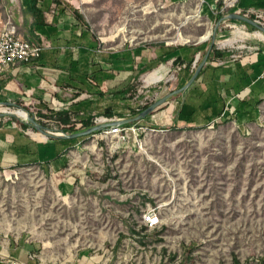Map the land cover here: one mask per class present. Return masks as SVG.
I'll use <instances>...</instances> for the list:
<instances>
[{"label": "rangeland", "instance_id": "rangeland-1", "mask_svg": "<svg viewBox=\"0 0 264 264\" xmlns=\"http://www.w3.org/2000/svg\"><path fill=\"white\" fill-rule=\"evenodd\" d=\"M60 1L101 48L199 47L191 52V69L214 31L211 55L219 50L250 62L264 48L263 32L236 20L219 24L229 13L219 14L204 0ZM229 2L220 0L222 8ZM6 11L20 18L21 0H0V13ZM178 67L172 61L163 65L165 83H135L126 97L129 106L141 109L178 89ZM256 105L255 116L241 121L222 118L194 128L141 121L124 138L108 129L81 137L61 171L38 164L1 170L0 227L33 245L31 264H261L264 99ZM20 109L45 128L69 134L33 106H0V113ZM7 118L29 125L16 115L0 120ZM73 123L85 130L81 121ZM61 184L68 187L64 193Z\"/></svg>", "mask_w": 264, "mask_h": 264}, {"label": "crops", "instance_id": "crops-1", "mask_svg": "<svg viewBox=\"0 0 264 264\" xmlns=\"http://www.w3.org/2000/svg\"><path fill=\"white\" fill-rule=\"evenodd\" d=\"M204 1L211 9H216V0ZM40 6L44 25L33 26V16L24 10L20 18L15 17V22L24 39L42 44V55L33 63H17L0 74V106H33L41 114H48L50 110L67 111L73 120L79 121L97 117L130 118L139 108L127 103L129 93L124 92L128 87L133 88L137 82H142L143 87L165 83L163 65L174 62L177 56L183 62L177 64L181 72L178 89L195 71L186 68V62L190 61L192 51H200L197 46L161 49L129 44L113 50L101 48L89 27L65 2L41 0ZM224 9L227 13L244 14L253 9L264 14V0H232L230 5L221 7L219 13L223 14ZM219 52L218 55L210 53L191 86L143 121L163 128H194L217 123L222 118L232 117L238 121L253 118L256 104L264 99V80L260 79L264 48L253 53L250 62ZM170 57L173 58L169 60ZM108 113L113 117H108ZM42 137L23 124L17 126L10 118L3 119L0 171L37 164L64 170L69 153L80 143L79 138ZM60 189L64 193L68 187L61 184ZM33 250L30 242L16 239L8 227L1 228L0 264H7L6 256L31 264Z\"/></svg>", "mask_w": 264, "mask_h": 264}, {"label": "built area", "instance_id": "built-area-1", "mask_svg": "<svg viewBox=\"0 0 264 264\" xmlns=\"http://www.w3.org/2000/svg\"><path fill=\"white\" fill-rule=\"evenodd\" d=\"M232 3V0H228ZM229 2V4H231ZM228 4V5H229ZM248 18H253L259 24L264 23V14L256 10H248L244 14L239 13ZM10 11L5 14L0 13V74L4 73L9 67L17 63L30 64L38 60L43 51L42 44L39 42H31L24 39L18 32V27L15 22V15ZM193 69H195V64ZM192 69V71H193ZM260 79L264 80V68L260 73ZM59 108H62L61 103H56ZM35 117V115H34ZM115 120V119H113ZM113 120L104 119L111 122ZM97 123V122H96ZM104 123V122H102ZM132 126H115L108 129V133L124 138L128 131L134 129ZM105 132V131H103ZM7 264H27L20 262L14 258L6 256Z\"/></svg>", "mask_w": 264, "mask_h": 264}, {"label": "water", "instance_id": "water-1", "mask_svg": "<svg viewBox=\"0 0 264 264\" xmlns=\"http://www.w3.org/2000/svg\"><path fill=\"white\" fill-rule=\"evenodd\" d=\"M216 7V6H214ZM227 20H236V21H240L243 22L247 25H250L256 29H258L260 32L264 33V26L257 23L256 21L243 16L241 14L238 13H229L225 16H222L221 19L219 20V24H221L222 22H225ZM216 39V31L213 32L212 38H211V43L204 55V57L202 58L201 62L196 66L195 71L192 75V77L190 78V80L180 89L178 90H174L170 93H168L167 95L163 96L162 98L156 100L155 102H153L152 104H150L145 110H143L142 112H140L138 115L132 116L130 118H123V119H115L111 122H104V123H99V124H95L85 130L82 131H78L76 133H72V134H63V133H56L53 132L47 128H45L43 125H41L39 122L36 121L35 117L30 114L29 112H26L27 117L25 120L26 123H28L34 130H36L39 134H41L44 138L46 139H50V138H69V139H78L84 136H88L91 134H94L96 132H103L106 129H110L112 127L115 126H124V125H128V124H133V123H139L143 120H145V118L151 114L152 112H154L156 109H158L160 106H162L163 104H165L170 98L174 97L175 95L183 92L185 89H187L189 86H191L193 84V82L196 80V78L198 77L199 73L201 72V70L203 69V67L205 66V64L207 63L210 53L212 51L213 48V44L215 42ZM198 58H196V62ZM11 115V116H15L13 113L11 112H3L0 113V118L3 115Z\"/></svg>", "mask_w": 264, "mask_h": 264}, {"label": "trees", "instance_id": "trees-1", "mask_svg": "<svg viewBox=\"0 0 264 264\" xmlns=\"http://www.w3.org/2000/svg\"><path fill=\"white\" fill-rule=\"evenodd\" d=\"M22 1V7L25 13H29L33 16V26H40V25H44V16H43V10L41 9L40 6V1L41 0H21ZM222 7V4H216V9L218 10ZM231 13H234V11H232ZM220 14V13H219ZM215 55H218L220 52L218 50H213ZM173 57H170V59H172ZM175 65H177L178 63H183L181 62V58L179 56H177L176 60L173 62ZM192 61L190 60V66L189 68H191V64ZM194 72V71H193ZM133 90L132 87H128L126 89V91L124 92V94L130 93ZM150 104H146L145 106H143L141 109H139L138 111H133V116L138 115L140 112H142L143 110H145ZM108 117H113L111 113L107 114ZM42 118H44L45 120L49 121L50 119H54L56 122H58V124H60L62 126V128L60 129L62 132L64 133H76L79 130H76V128H74L75 124L73 123V119L71 117V114L68 113L67 111H52L50 110L48 112V114H42L41 115ZM39 123L41 125H45L43 124L42 121H39ZM137 123H133V124H128L127 126H132V125H136ZM93 119L89 118L87 120H83L81 121V126L83 129H87L91 126H93ZM24 128H29L31 127L30 125H24ZM98 133H102V132H96ZM236 264H239L238 260H235ZM264 262H261V264H263Z\"/></svg>", "mask_w": 264, "mask_h": 264}, {"label": "bare ground", "instance_id": "bare-ground-1", "mask_svg": "<svg viewBox=\"0 0 264 264\" xmlns=\"http://www.w3.org/2000/svg\"><path fill=\"white\" fill-rule=\"evenodd\" d=\"M7 112V111H6ZM13 113L14 115H16L18 118H21V119H26L27 117V114L24 110H16V111H13L11 112Z\"/></svg>", "mask_w": 264, "mask_h": 264}]
</instances>
